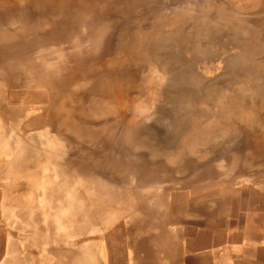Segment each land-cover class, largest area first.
Here are the masks:
<instances>
[{"label":"rangeland","instance_id":"374dc122","mask_svg":"<svg viewBox=\"0 0 264 264\" xmlns=\"http://www.w3.org/2000/svg\"><path fill=\"white\" fill-rule=\"evenodd\" d=\"M131 1L141 6L119 5L132 16L112 18L111 28L126 25L132 38L156 37L173 56L171 82L164 76L156 81L161 73L151 70L148 58L134 62L143 94L124 109L133 128L108 115L112 105L106 90H99L104 77L98 68L77 75L84 80L73 87L80 99L53 100L41 84L46 72L40 67L62 62L61 50L70 42L50 34L40 40L10 34L20 27L36 31L39 18L19 25L0 21V118L12 122L13 135L5 140L14 149L7 178L13 176V197L23 206L21 216L15 202L11 216L0 212V264L10 247L27 258L24 264H82L80 256L87 264H264V150L253 147L264 130L258 115L264 109V0ZM70 26L76 41L107 25L77 18ZM40 29L48 30L41 17ZM95 40L90 44L97 48ZM148 68L156 81L150 90L140 77ZM114 78L125 87L126 81ZM175 93L188 99L174 100ZM155 110L157 116L148 118ZM102 131H113L112 148L97 143ZM89 176L96 180L93 194L82 180ZM55 186L62 189L60 204L53 202ZM70 197L75 208L67 207ZM58 245L61 256L69 251L60 260Z\"/></svg>","mask_w":264,"mask_h":264},{"label":"bare ground","instance_id":"6f19581e","mask_svg":"<svg viewBox=\"0 0 264 264\" xmlns=\"http://www.w3.org/2000/svg\"><path fill=\"white\" fill-rule=\"evenodd\" d=\"M139 3L137 1L132 2L131 0H0V21H14L19 25L25 21L36 20V18H39L38 20H36L39 22L38 27L35 28L36 31L32 32L31 30H27V29H29L27 27H24V29H22L20 27L19 29L13 28L10 31L11 32L10 34L12 35V37H15L16 32L21 31L23 34H26L30 38L36 39V40L37 39L40 40V37L43 34H46V36H48L47 34H50L53 36L55 35L54 38L56 39V41H63V43H65L67 41L70 42L69 45L63 46V48L61 50V55L63 56L62 62H59L56 66H52V67H50V66H44V67L41 66L40 67V71L44 70V72L47 73V74L45 73V78L44 79L42 78L43 80L41 81V84L50 88L49 91L53 94V100L55 97H58V99H59V96H64L65 99H68L70 101L76 100L77 97L81 96V94L79 92H75L73 87L75 85H78L80 83V81L84 82V80H81L82 78H78L77 75H79L80 71L83 69L93 68V67L98 68L101 71L100 72L101 76L104 77L103 80L101 81V85H100L99 90H102V92H103V90L104 91L106 90L105 99H107L109 101V103L112 105V107H111L112 111H108V115H111L112 118L114 120H117L119 123H121V124L125 123L126 125L131 126L133 128L136 125H133L132 121L125 116L124 109L126 107H127L126 109L130 108L131 104H134L135 102H137L136 100L140 99V96L143 94V92H140L141 89L138 88L141 85L139 83V80L136 79V76H135V78L133 77V73L136 69L134 67V65H136V63H134V62L141 61L140 58H148V60L150 62L149 66L152 67L151 70L154 69V72L156 71V74H157V71H158V73L159 72L161 73L160 74L161 76L159 75L160 77L158 76L156 78V81H160V80L162 81V79L164 78V80L171 82L169 72L167 71V67L169 65L168 62H170V60L173 59V56H170V54L168 53L169 45L160 42V40L157 39L156 37L151 38L148 41H146L145 39H143L141 37H137V36H136V38H132V35L128 34L129 30L127 29L126 25H124L123 28L120 29L119 31H115L111 28V27L115 28V26L113 24L114 21H112V18H115V21L117 22V21H119V18H121L122 20L123 19L126 20L127 18L132 16L131 10L130 11L122 10V8L118 7L119 5L127 4L130 6V8L132 7V9H134V8H137V5H138V7L141 6V3L140 4ZM70 5L75 6L76 11H71L68 8ZM115 5H117V7H114ZM111 6H112L111 9H113V10L109 9V7H111ZM173 6H175V5H173ZM143 13H142V15H143ZM147 13H149V11ZM142 15H140V16H142ZM40 17L43 18L44 22L46 23V25L48 27L47 32L46 31L44 32L42 29H40ZM157 17H159V16H157ZM77 18H80L82 20L90 18L93 21L97 20L101 23L104 22V23H106L107 26L105 28L102 27L101 29L97 28L98 32L93 34V37L91 36V33H89V34H86L87 35L86 38L79 39V37H78V39L76 41H73L72 40L73 36H72V34H70L68 32V30H69V28H71V26H70L71 21H74ZM26 26H27V24H26ZM132 29H135V28L133 27ZM87 30H88V28H87ZM94 36H96L98 38L95 40L96 37L94 38ZM172 37H173V35H172ZM170 39H168V40H170ZM93 40H95V42L98 40L99 44H98L97 48H94V46H92L90 44V42L91 41L93 42ZM163 42H165V41L163 40ZM170 43L173 44V42H170ZM172 44H170V51L172 48ZM2 46H3V44H2ZM133 47L137 48V53H135V54H133V52H132L134 50V49H132ZM8 48H10V47H8ZM95 51L100 53V55H98V57H95V55H91V56L87 55L88 53L95 52ZM163 51L166 53L162 57L161 53ZM5 55L7 58V51H6ZM3 58H5V57H3ZM236 63H238V62H236ZM175 65H176V63H175ZM37 66H38V64H37ZM1 67H3V66H1ZM237 67H239V66H237ZM149 69L150 68H148V70L145 72V74H144V72L141 73L140 77L142 78V80L139 77L141 81H143L144 83L146 82L147 88L146 87L145 88L148 90H150V88L155 86V82H156L155 79H153V78H155L153 76V72L151 73L149 71ZM2 72H3V70H2ZM135 73H137V72H135ZM138 74H140V73H138ZM111 76H112V78L119 76L121 78V80L126 81L125 87H122V85L119 86V84H117L116 81H112ZM162 76H164V77L162 78ZM83 78L84 79H90L88 76H85ZM114 80H115V78H114ZM5 82H6V78L4 79V83ZM158 83H161V82H158ZM97 84H98V82H97ZM102 85H103V89H102ZM94 87H95V85H92L91 88L93 90H95ZM145 88H143V89H145ZM93 90L90 91V93H93L94 92ZM148 90L146 92L147 95H148ZM200 92H204V90L200 91ZM187 93L189 94V92H187ZM150 94H152V93H150ZM171 95H173V94H171ZM175 95H177V94L175 93L174 96ZM184 95L185 94H182L179 96L177 95L173 99L178 100V101H184V99H183ZM186 95L184 98H187ZM50 97H51V95H50ZM80 98L81 97H79V99ZM6 99H7V97H6ZM4 101H5V97H4V92H3V93H0V105L4 104ZM185 101L187 103L186 99H185ZM174 102H176V101H174ZM188 102H189V100H188ZM72 103H73V101H72ZM141 103H143V101ZM141 103H139V105ZM176 104H177V102H176ZM179 104H181V102H179ZM179 104H177V105H179ZM183 104H184V102L182 103V107H183ZM186 105H184V108L186 107ZM179 106H181V105H179ZM149 107H150V105H149ZM262 107H264V106H262ZM262 107L260 106V108H262ZM177 108H175V109H177ZM151 110H153V109L151 108ZM263 110H261L260 112L258 111V115L260 113L261 117L264 118V111ZM135 113H137V112H135V111L132 112V114H135ZM148 113H147L148 118L152 119V116L156 115L157 111L155 110V111H152V113L151 112L149 114ZM259 118H260V116H259ZM263 118H260V119L263 120ZM42 119H44V118L40 117V120H42ZM155 120H157V119H155ZM137 132H138V136L142 135V132L140 130H138ZM157 133L158 132L155 131V129L151 130V134H152L151 137L153 138L154 142H156L155 140H157V138H156V136H158ZM174 133H175V131H174ZM24 134H28V133L24 132ZM111 134H113V131H108L105 134H104V131H102L100 136L97 137V143L100 146H103L104 148H108V149L112 148L113 145H115V143H114L113 138H110V137H112ZM260 134H261L260 137H257V138L255 137V139L253 140L254 141L253 147H256L255 148L256 150H258L257 148L264 150V130ZM39 137H40V135H39ZM92 138H94V136ZM57 139H58V137H57ZM216 142H218V141H216ZM135 146H136V144H135ZM150 164H152V163H150ZM56 167H57V170L59 172H61L64 169L60 165H56ZM73 173L75 176H77L76 170ZM82 180H84L86 182V184H89L88 188L90 189V192H88V193L93 194V190H92L93 186H90V184H95L96 180H94L92 178V176H89L88 179H82ZM55 191H56L55 192V198H54L53 202L54 203L58 202V204H60V199H61L60 197L62 196V189H61V187L55 186ZM95 192L97 193L96 190H95ZM68 193H72V190H69ZM69 202L67 204V207L69 204H70L69 206L74 204L73 208H75V203L72 202L71 197H70ZM71 202H72V204H71ZM13 218H14V216H13ZM120 218H122V217H120ZM72 219H73V225L75 228V227H77V223H75V221H77V215L75 214V211L71 212L70 220H72ZM107 221H110V220H107ZM118 221H119V219H118ZM7 223H9V220ZM10 225H11V223H10ZM122 228H123V226H122ZM58 235H62V234L58 233ZM58 239L61 240V238H59V237H58ZM96 239H98V238H96ZM170 239H173V238H170ZM56 247L57 248L55 250H57L56 252H57L59 260L61 259V257L67 256L69 251L64 253V255L61 256L60 251H62L61 249H63V246L58 245ZM10 248H13V250L9 251V253H10L9 257H7V259L4 261V264H24L27 258H25L23 254H18V253L13 254V251L17 252V250L14 249L15 247H10ZM68 250H69V248H68ZM71 250H72V248H71ZM235 250L237 251V249H235ZM260 250H262V248ZM236 251H234V252H236ZM239 251H237V252H239ZM258 254H260V252ZM72 256L75 259L78 258L77 254L75 255V252L72 254ZM79 258H80L82 264H87L85 258H82V256H80ZM58 264H60V262Z\"/></svg>","mask_w":264,"mask_h":264},{"label":"crops","instance_id":"0c3cea01","mask_svg":"<svg viewBox=\"0 0 264 264\" xmlns=\"http://www.w3.org/2000/svg\"><path fill=\"white\" fill-rule=\"evenodd\" d=\"M7 127L9 128L7 129ZM0 132L4 135V139L0 141V212L5 213L1 214L4 218L7 217V214L11 216L15 202L20 203L18 206V213L21 216L23 213L22 202L18 195L14 194L16 197H13V176L7 178V172L13 170L12 163L14 149L6 143L5 137L7 135H13L12 122L0 118Z\"/></svg>","mask_w":264,"mask_h":264}]
</instances>
